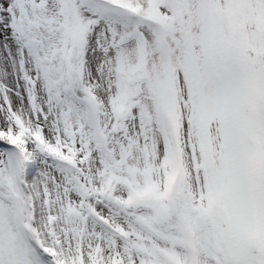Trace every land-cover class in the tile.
<instances>
[{"label": "snow or ice", "instance_id": "6c2138e0", "mask_svg": "<svg viewBox=\"0 0 264 264\" xmlns=\"http://www.w3.org/2000/svg\"><path fill=\"white\" fill-rule=\"evenodd\" d=\"M0 264H264V0H0Z\"/></svg>", "mask_w": 264, "mask_h": 264}]
</instances>
